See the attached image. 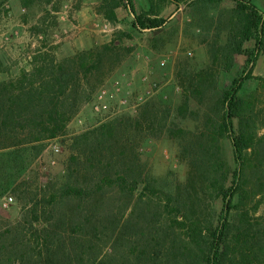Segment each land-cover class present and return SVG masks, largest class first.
I'll return each instance as SVG.
<instances>
[{"label":"rangeland","instance_id":"374dc122","mask_svg":"<svg viewBox=\"0 0 264 264\" xmlns=\"http://www.w3.org/2000/svg\"><path fill=\"white\" fill-rule=\"evenodd\" d=\"M133 2L138 14L147 10L145 0ZM253 3L264 14V0ZM98 4L0 0V81L29 71L40 50L63 65L75 107L64 132L51 140L34 143L20 130L0 131V264H203L173 218L179 211L215 222L220 214L221 201L206 183L212 137L230 172L237 167L228 134L212 131L221 123L223 91L242 75L246 60L236 56L226 72L213 58L235 4L167 0L160 15L167 24L143 33L130 27L124 11L108 22ZM87 51L93 55L83 68L69 62ZM252 76L262 80L246 81L240 94L253 103L257 137L241 160L234 203L241 200L264 248V51ZM116 173L146 180L153 191L144 192L141 183L132 193L129 183L120 192L104 187L76 202L40 204L39 223L30 225L34 204H46L70 175L95 186ZM7 197L12 202L3 208Z\"/></svg>","mask_w":264,"mask_h":264},{"label":"trees","instance_id":"16d2710c","mask_svg":"<svg viewBox=\"0 0 264 264\" xmlns=\"http://www.w3.org/2000/svg\"><path fill=\"white\" fill-rule=\"evenodd\" d=\"M21 1L25 5L26 2L52 0ZM145 1L147 10L139 14L135 10L133 0H98L97 11L110 23L118 22V12L124 11L132 19L130 27L139 33L162 29L168 22V18L160 17L167 0ZM232 1L235 7L229 12L226 40L222 46L213 49V58L221 61L226 72L232 68L236 56H244L246 60L242 75L235 78L223 91L221 123L218 129L212 128V131L217 136L228 134L237 167L230 172L217 140L212 137L205 150V154L209 156L205 169L206 183L214 198L221 201L220 214L214 222L201 220L197 216L189 217L176 211L173 223L185 231L188 247L202 259L203 264H264L261 234L254 232L248 212L241 206V200L234 203V198L241 190L243 173L241 160L256 144L253 103L240 92L246 81L262 80L252 76V69L256 59L264 51V14L259 12L253 0ZM250 41L254 43L253 48L245 49L244 45ZM92 55L93 51L82 52L69 62L75 67L83 68ZM62 71V64L56 62L48 53L37 50L32 57L29 71L22 70L16 78L0 81V131L11 134L20 130L21 134L26 135L34 143L51 140L63 133L74 114L75 107L70 102L72 98H69V93L74 92H71ZM234 121L236 127L233 126ZM35 149L38 155L43 146H36ZM230 175L233 181L228 185ZM102 176V179L98 178L95 186H92L93 180H89L87 186L79 185L73 174L70 175L65 184L50 196L46 204L44 200L42 203L34 204L30 210L33 219L29 222L30 225L39 223V217L36 215L40 204L53 207L61 200L76 202L82 200L85 194L99 193L104 187H111L120 192L124 191L125 185L129 183H133L132 193L141 183H144V192L153 191L151 184L146 180L127 178L124 173ZM84 179L86 180V177ZM37 196L36 194L35 198ZM158 203H162L166 208L169 205L168 202ZM1 249L0 247V251ZM21 251L20 246L13 247V254L18 255ZM21 256L22 254L19 255V259ZM11 262L17 264L19 260L13 259Z\"/></svg>","mask_w":264,"mask_h":264},{"label":"built area","instance_id":"2783aa9c","mask_svg":"<svg viewBox=\"0 0 264 264\" xmlns=\"http://www.w3.org/2000/svg\"><path fill=\"white\" fill-rule=\"evenodd\" d=\"M53 151L54 152H58V149L56 147H53ZM11 202H12V198L11 197L4 198L2 200V202H1V206L3 208H6Z\"/></svg>","mask_w":264,"mask_h":264}]
</instances>
